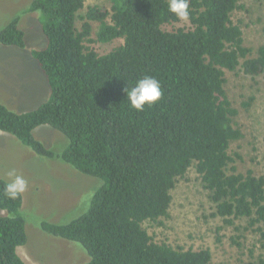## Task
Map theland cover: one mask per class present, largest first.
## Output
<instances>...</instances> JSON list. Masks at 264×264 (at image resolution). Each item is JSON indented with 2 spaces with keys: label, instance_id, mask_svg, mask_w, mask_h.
I'll return each mask as SVG.
<instances>
[{
  "label": "trees",
  "instance_id": "obj_1",
  "mask_svg": "<svg viewBox=\"0 0 264 264\" xmlns=\"http://www.w3.org/2000/svg\"><path fill=\"white\" fill-rule=\"evenodd\" d=\"M86 1L31 2L28 12L39 14L47 40L32 57L50 96L26 113L0 102V131L38 157L103 182L86 213L67 224L42 222V229L79 244L86 264H211L210 249L157 243L144 228L169 218L171 192L194 167L214 215L230 226L248 219L264 239V175L238 172L241 156L230 153L242 132L233 121L238 110L226 92V73L239 66L251 76L264 72V46L252 57L232 20L238 0H189L187 22L169 13L168 0H112L111 11L86 9ZM92 22L99 23L96 40ZM115 40L123 43L103 55L89 45ZM0 44L26 48L20 18L0 29ZM144 75L160 81L163 97L136 112L124 89ZM41 126L65 136L62 153L34 136ZM6 182L0 179V209L8 214L0 216V264H26L17 252L27 243L23 196L7 198Z\"/></svg>",
  "mask_w": 264,
  "mask_h": 264
},
{
  "label": "rangeland",
  "instance_id": "obj_2",
  "mask_svg": "<svg viewBox=\"0 0 264 264\" xmlns=\"http://www.w3.org/2000/svg\"><path fill=\"white\" fill-rule=\"evenodd\" d=\"M32 1L0 0V29L12 19L20 18L27 43L25 49L9 47L12 50H4L6 46L0 44V93H4L3 97H11L12 91L40 93L42 89L38 85L41 83L37 80L39 68L32 52L45 47L47 40L39 14L28 12ZM238 5L232 20L241 27L244 44L253 50L252 57H256L259 48L264 46V1L238 0ZM85 6L86 9L95 6L111 11L112 0H87ZM92 25V39L96 40L99 23L92 22ZM122 43V40L95 41L89 45L103 55ZM226 78L227 95L238 110L233 121L242 132V137L231 144L230 153L241 156L235 164L238 172L252 170L256 175H264V72L251 76L239 66L235 71H228ZM47 100L45 95L35 98L29 105H6L13 111H22L36 109ZM41 127L40 131H34V136L55 154L62 153L68 145L65 136L49 126ZM3 139L0 136V179L7 181V171L15 168L28 181L21 208L26 219L27 243L18 248L19 256L27 259L28 264L88 263L90 258L79 244L49 234L42 229L41 223L67 224L80 217L88 211L95 191L103 182L78 172L59 159L41 158L23 148L16 151L21 143L16 138L13 141L17 144L6 143ZM171 194L169 218L162 219L160 225L144 223L155 242L186 250L210 249L211 264H260V260H264L260 226L251 227L248 219H238L230 226L223 218L215 216L211 193L194 167L177 181ZM0 216L8 214L0 209Z\"/></svg>",
  "mask_w": 264,
  "mask_h": 264
},
{
  "label": "clouds",
  "instance_id": "obj_3",
  "mask_svg": "<svg viewBox=\"0 0 264 264\" xmlns=\"http://www.w3.org/2000/svg\"><path fill=\"white\" fill-rule=\"evenodd\" d=\"M168 11L178 20L187 22L190 18L189 0H168ZM128 106L136 112L144 111L145 107L157 105L162 97L163 91L159 80L151 75H144L133 84L124 89ZM8 180L4 185V195L16 200L20 198L28 188V181L11 168L6 173Z\"/></svg>",
  "mask_w": 264,
  "mask_h": 264
},
{
  "label": "crops",
  "instance_id": "obj_4",
  "mask_svg": "<svg viewBox=\"0 0 264 264\" xmlns=\"http://www.w3.org/2000/svg\"><path fill=\"white\" fill-rule=\"evenodd\" d=\"M4 48V50H7V49H10V50H12L11 48H9V47H3ZM9 52H11V51H9ZM20 62L22 63V61L20 60ZM36 65H37V63H36ZM38 66V65H37ZM38 68H39V66H38ZM37 73L39 74L38 75V78H37V80H39L41 83H38V85L39 86H41V88L42 89H40L39 91H40V93H38V92H32V93H23V94H21L20 92H16V91H12L14 94L13 95H11V97H9V96H7V97H3V94L4 93H0V102H2L4 105H6V103H12V105H19L20 103L21 104H24V103H27L28 105H29V103L31 102V101H33L35 98H39L40 99V97H43V96H47L48 98H49V96H50V90H49V87H48V85H47V82H46V79H45V77H44V75L42 74V72H41V70H40V68L39 69H37ZM36 73V74H37ZM1 92V91H0ZM44 103V102H43ZM7 106V105H6ZM9 109H11V108H9ZM32 110H35V109H30V108H27L26 110H22V111H17V110H15L17 113H26V112H30V111H32ZM41 128L42 127H38L37 128V132L38 131H40L41 130ZM35 131V130H34ZM0 136L1 137H3L4 139V142H6V143H11V142H13L14 144H17L16 143V141H13L14 139L13 138H15L14 136H11V135H9L8 133H5V132H2V131H0ZM23 148V150H26V151H30V149L28 148V147H26L24 144H22V143H20L19 145H17V150L16 151H18V152H20V150L19 149H22ZM64 164V163H63ZM70 166V165H69ZM74 169V168H73ZM25 259V258H24ZM24 262H26L27 263V259H25L24 260ZM30 263H32V262H29V264ZM28 264V263H27Z\"/></svg>",
  "mask_w": 264,
  "mask_h": 264
}]
</instances>
